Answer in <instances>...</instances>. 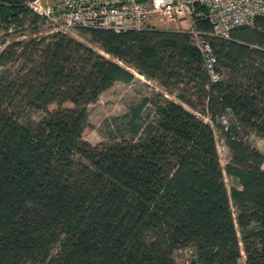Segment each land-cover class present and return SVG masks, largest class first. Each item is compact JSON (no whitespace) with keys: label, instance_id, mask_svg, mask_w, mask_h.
<instances>
[{"label":"trees","instance_id":"obj_1","mask_svg":"<svg viewBox=\"0 0 264 264\" xmlns=\"http://www.w3.org/2000/svg\"><path fill=\"white\" fill-rule=\"evenodd\" d=\"M30 1L0 0V264H264V18L211 37L212 82L187 31L77 28L110 57L67 32L8 41L43 24ZM136 72L170 96L91 143L88 106Z\"/></svg>","mask_w":264,"mask_h":264},{"label":"built area","instance_id":"obj_2","mask_svg":"<svg viewBox=\"0 0 264 264\" xmlns=\"http://www.w3.org/2000/svg\"><path fill=\"white\" fill-rule=\"evenodd\" d=\"M43 19L47 33L68 32L75 28L110 29L115 32L160 28L187 31L198 48L212 82L222 75L211 37L230 38L232 30L264 18V0H31ZM198 16H206L210 30L199 28ZM231 108L220 117L229 125ZM192 263V250H180ZM240 264H247L245 252ZM178 264V263H177Z\"/></svg>","mask_w":264,"mask_h":264},{"label":"rangeland","instance_id":"obj_3","mask_svg":"<svg viewBox=\"0 0 264 264\" xmlns=\"http://www.w3.org/2000/svg\"><path fill=\"white\" fill-rule=\"evenodd\" d=\"M48 29L49 28L47 26L41 24L39 29L36 31L28 30L26 31V35L22 37H20L18 34L11 35L8 36L7 40L13 41L14 39L19 38L24 39L32 36L49 35L51 33H47ZM67 33L80 40H83L100 53L110 57V55L106 54L101 48H99V46L91 43L87 40V38L78 34L77 28L69 30ZM156 93H164L165 95L170 96L158 83L146 78L138 72H136V78L129 83L122 81L116 82L111 88L103 92L96 102L91 103L88 106L89 126L86 128L84 137L93 144L118 140L123 138V134H125L127 137H130L128 131L126 130L125 124L132 114V108L139 104L144 97H152ZM42 115V113H39L35 115V118L38 119ZM141 115L144 119H153L156 117L155 107L152 102L147 103ZM216 137L221 163L223 166H225L231 159V151L228 148L223 135L218 129H216ZM251 140L255 146L264 152V140L254 135L251 137ZM225 180L229 190H231L232 187L239 185L237 180L234 177L228 175L226 172ZM178 253L177 263L185 264L187 255L185 256L180 251Z\"/></svg>","mask_w":264,"mask_h":264},{"label":"crops","instance_id":"obj_4","mask_svg":"<svg viewBox=\"0 0 264 264\" xmlns=\"http://www.w3.org/2000/svg\"><path fill=\"white\" fill-rule=\"evenodd\" d=\"M254 136H257V135H254ZM258 137V136H257ZM178 254H180V253H178Z\"/></svg>","mask_w":264,"mask_h":264}]
</instances>
